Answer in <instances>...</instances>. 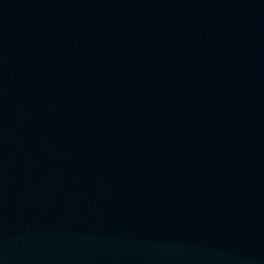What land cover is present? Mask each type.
I'll list each match as a JSON object with an SVG mask.
<instances>
[{
    "label": "water",
    "instance_id": "obj_1",
    "mask_svg": "<svg viewBox=\"0 0 264 264\" xmlns=\"http://www.w3.org/2000/svg\"><path fill=\"white\" fill-rule=\"evenodd\" d=\"M0 264H264V0H0Z\"/></svg>",
    "mask_w": 264,
    "mask_h": 264
}]
</instances>
